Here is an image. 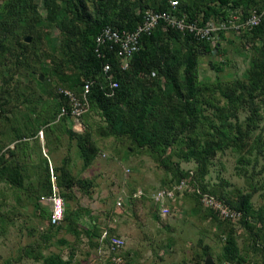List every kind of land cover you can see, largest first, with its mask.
<instances>
[{"label": "trees", "instance_id": "16d2710c", "mask_svg": "<svg viewBox=\"0 0 264 264\" xmlns=\"http://www.w3.org/2000/svg\"><path fill=\"white\" fill-rule=\"evenodd\" d=\"M40 1L45 13L40 10ZM211 1L214 0H178L174 14L185 16L187 21L197 19L206 23L210 17H225L228 8H239L243 17L254 8L261 13L258 25L242 32L245 42L255 50L252 65L246 80L237 79L232 86L219 81L212 87L197 79L199 55L224 53L219 40L212 45L194 33H183L160 23L150 33L140 36L141 47L131 56L125 69L121 68L116 44L113 48L110 43L97 44L96 37L103 27L110 25L120 31L134 30L142 21L145 10H165L169 0H150L144 4L141 0L130 3L127 0H3L0 3V181H8L11 186L21 189L24 197L20 198V205L38 207L39 199L51 193L48 164L42 156L37 136L39 125L52 121L56 123L55 129H63L80 141V133H90L83 121L86 113L79 119L83 124L80 131L74 130L76 121L73 118H58L60 109L68 107V100L57 89L62 86L80 94L83 79L91 78L94 82L88 93L89 108L99 112L110 133L127 141L126 149L149 153L165 168L164 176L168 180L160 188L189 181L200 191L208 192L242 212L241 223L250 234L246 246L250 255L246 257L237 245L233 224L229 220H220L218 214L208 208L203 219L211 222L208 221L209 227L214 228L218 240L223 241L221 251L214 254L205 244L201 254L188 264H203L207 256L216 258L217 264H246L256 252H261L260 264H264V200L255 208L252 192L237 190L234 198L226 193V184L207 187L203 181L219 150L229 145L248 148L250 133L257 128L252 104L256 97L264 105V0H218L217 4ZM54 29L58 34L52 32ZM223 33L220 32V37ZM27 37H30L29 42L25 41ZM107 62L111 64L112 79L118 82L109 94L111 89L103 72ZM221 69L222 64H219L217 70ZM152 72L154 75L150 76ZM46 97L53 102V111L43 105L45 111L41 107L42 113L36 112L37 102L46 103ZM33 98L37 101L35 108L28 105L25 111L20 109V105L30 104ZM222 98L226 99L224 104H221ZM238 100L247 102L253 114L243 122H229V117L237 118L234 110ZM208 107L212 108L211 114L207 113ZM15 111L20 117L16 119L14 115L12 120L9 114ZM4 121L5 124H1ZM6 124L9 130L4 133ZM30 138H37L31 150ZM51 139L47 135L44 142L48 152L59 148V141ZM10 143L14 144L11 149L7 148ZM175 145L179 158L196 162L193 169L183 170L179 163L171 161ZM5 150L8 153L5 154ZM258 152L261 150L257 149L255 158ZM33 153L37 154L36 164L30 161ZM81 153L86 169L98 150L92 144L85 145L81 147ZM68 154L55 169L59 172L61 188H71L80 179L72 175L71 155ZM29 176L33 179L26 183ZM184 195L196 202V209L201 207L196 193H184L182 198ZM0 214V219L4 218V213ZM249 219L255 220V224ZM201 242L199 239L198 245ZM33 258L36 261L43 259L45 264L71 262V258L63 260L60 255L43 257L40 251ZM252 263L258 264V260Z\"/></svg>", "mask_w": 264, "mask_h": 264}, {"label": "rangeland", "instance_id": "374dc122", "mask_svg": "<svg viewBox=\"0 0 264 264\" xmlns=\"http://www.w3.org/2000/svg\"><path fill=\"white\" fill-rule=\"evenodd\" d=\"M2 1L3 0H0V3ZM137 1L138 0H127L128 3L137 2ZM149 1L150 0H141L143 4ZM214 2H216L217 4L218 0L211 1V3ZM39 4H40L41 12L45 13V10L41 8V1L39 2ZM52 32H54V34H58L57 29L52 30ZM242 38L243 41L241 42L243 46L240 50L241 51L240 53L237 51V49L233 44L229 48L227 47V49H224L223 50L224 53L218 55H215L214 53L213 54L204 53L199 55L198 63H197V74H198L197 79L199 81H206V83L211 85L212 87H214L215 83L219 81L223 84H229L232 86L234 81L237 79L246 80V76H247L246 74L248 69L252 65L251 59L255 55V50L252 48L251 44L247 48L245 46L247 42H245L246 40L243 36ZM220 48H222L221 45ZM219 64H222L221 70H217V66ZM153 75L154 73L152 72L150 76ZM41 80H43V75ZM47 99H46V103L43 104L42 101L37 102L33 98L30 104L20 105L21 106L20 109L25 111L28 105L34 106L35 108L37 102V107L35 108L36 112L39 111V113H42L41 107H42V111H45L44 106H49L47 109H49L50 112H52L54 109V104L52 101L49 100V98ZM225 102L226 99L222 98L221 104H224ZM236 103L238 106L234 110V114L236 115L237 118L231 116L229 117V122H233L235 120L243 122L245 121V119H247L248 116L255 113V117L257 120L256 121L257 128L252 130V133H250V139H248L251 142L250 146L248 148L242 146L243 147L242 148L240 146L235 147L233 145H229L227 147H224L222 150H219L216 156L211 160L207 170L208 172L204 176L203 181L207 185V187L226 184V188H225L226 193H230L234 198L236 197L237 190H239L241 193L252 192L253 196L251 201L254 207L257 208L261 205V203L264 200V105L260 102L258 98L255 97L253 99V104H252V108H254L253 110L255 111H253L252 113L251 108H249L248 105L246 104L247 102L238 100ZM211 104L214 105L215 103L212 102ZM208 109L209 110L207 113L211 114L212 108L208 107ZM204 112L206 113V109L204 110ZM14 115L16 119L20 117L19 112L15 111L14 114H9L12 120L14 118ZM83 121H85V124L87 125V132L90 133H80L79 135L81 136L82 141L78 140L79 138L76 136L70 137L63 129L62 130H59L58 128L55 129L54 124L56 123H53L52 121H49L46 124L39 125L40 126L39 130L43 129L44 132L43 131L42 132L45 133V136L43 135L42 138H40L37 135L42 148L41 149L42 156L47 161L49 177H50V168L53 169L54 171L53 174L57 176V185L59 188H60L58 184L59 172H56L55 170L57 166L62 164L64 157L68 153H69L68 156H70L71 150H73V147H75L73 153V155L75 156L74 157L75 162L73 164L74 168H76L77 174L84 173V171L87 168L84 169L83 154L81 153L80 154L81 156L77 155L80 152L78 151V149L81 150V147L85 145L90 146L91 144L98 150V152H100V156L102 153H104V157H100L102 161L108 162L116 159L123 161V163L127 162L124 163L126 165L128 163L130 164L128 168H125V171H127L126 174L129 177L128 181L130 187L136 188L135 192L137 190H142L143 194L149 192V194L151 195L153 191L158 189L157 187L163 186V182L168 180V178L164 176L165 168L158 165L157 162L153 159V157L149 153H145L138 149L134 151H131L130 148L126 149L127 141L120 139L117 135L110 133L105 128V121L102 118V116L99 114V112H97V110L89 108L85 116L83 117ZM16 122L14 123L15 125ZM3 123L5 124V121L1 122V124ZM8 124L10 125V123ZM8 124H6L7 130L5 128L3 129L4 133H6L9 130ZM50 127H52L51 131L49 130ZM88 134L89 136H87ZM47 135L50 139L52 138L51 139L52 141H56V140L59 141V146H58L59 148L54 151L55 154L53 155H51L52 152H48L44 147V142ZM22 140H26V137H22ZM36 140L37 138H30V140L28 141L29 150H31L32 146H34L33 143ZM80 143L82 146H80ZM11 144L13 143H10L9 145ZM61 147H63L62 151L60 150ZM239 149H243V150H239ZM257 149H260L261 152H258V155L255 158ZM64 151H67V153H65ZM168 151L169 150H167V152ZM176 151H177V147L175 145V151L174 152L172 151L173 154L171 156V161L179 163L180 168H182L183 170L193 169L195 167L196 162L193 159L179 158L176 154ZM4 153L5 154L8 153L7 150H5ZM32 155L33 156L30 161L36 164L37 154L33 153ZM53 156L54 158L56 157L58 159L57 161H59L58 162L59 164L57 163L58 165L56 166L54 162L51 161L53 164L51 163L52 166L50 167V163L48 160H51L52 159L51 157ZM70 157L72 160V156ZM22 166L23 165H21V167ZM103 174L105 177L104 182L106 183V185H108L107 187L110 188L111 187L110 184H112L113 186V182L115 181V180L113 181L114 177H112L111 179L110 177L109 178L106 177L107 175H109V172L107 174L103 172ZM32 179L33 177L30 178L29 176V178L26 180V183H31ZM173 182L174 181H172L171 184ZM186 182H188V184H191L189 181ZM143 186H148V187L144 190L143 188L145 187ZM137 187H142V188H137ZM20 190L21 189L19 187H16L14 185L11 186L8 181H4V180L0 181V211L4 213V218L0 219V264H45L43 262V259L39 261H35L33 258L34 255H36L40 251L43 257H48L50 255L61 256L59 252L61 250L62 243L61 242L58 243V240L55 241V239L51 237V234L47 235L42 239L43 237L42 234L41 233L38 234L37 232V227L39 222L48 220L47 219L48 212L45 215L43 214L44 217L39 215L35 219H30L27 216L22 217V214H20L21 212H19V210L21 208L28 207V205L22 206V204L21 205L18 204L13 206L12 202L8 201L9 199H11L14 193L19 194L21 197L22 196L24 197V194H22ZM60 194H61V188H60ZM20 196H18V203L20 202V198H21ZM168 201L170 200L165 201V203H167ZM194 203L196 202L194 201ZM195 205L198 206L197 204ZM120 206H122V204ZM207 209L208 208L204 207L202 204L201 207H197L196 209L197 211L196 214L199 215L201 220L205 221L203 222L200 219L195 218L198 226L197 227L198 233H196L197 234L196 236L191 235L192 237L190 239L189 238L190 234L186 237V235L183 234V231L181 232L183 238L180 243V250H179L180 253L178 257H176V261H178L176 262L177 264L191 263L196 258V255L201 254L202 247L205 244L213 249L214 254L220 253L223 241L222 242L219 241L217 238V234H215L217 231L214 228L209 227L208 225L209 220L207 219L206 221V219H203V216L205 215L204 212L207 211ZM41 210L42 208L40 206V211L38 209V212L40 213ZM192 214L195 215L193 212ZM181 216L184 217L185 214ZM223 219L229 220L220 217V220ZM181 220L182 218H177L174 222L173 221L171 222L175 223L176 225L178 224V222H181ZM241 220L242 217L236 221L229 220V222L233 224V228L236 232L237 245L241 249L242 253H245L247 257L248 255H250V251L246 252L247 250L246 246L249 242L250 234L248 230L244 229ZM249 220L250 223L255 224V220L253 219H249ZM187 225L189 226L190 229L195 230V228L191 224H187ZM108 228L109 226L102 228V230L99 228L98 234L97 236H94L95 241L93 242V245L90 247V249L88 248L89 243L88 240L86 239L87 236L84 237L83 235L81 238V234H80L77 236V238L74 237L75 240L72 243H75L76 246L74 247V251L75 248L76 251L75 253H69L68 254L69 258L73 260L75 254L79 253L77 263L110 264L108 258L109 252L106 247V239L102 238L103 230L106 229L108 230ZM33 229L35 230V232L33 231L31 232V230ZM108 232L109 234L115 233V232L112 233L111 231ZM195 232L196 231H194L193 233ZM39 235H41L42 237H40ZM55 237L57 239H60V236L58 234ZM64 238L68 239L66 236ZM199 239L202 240L201 245H198ZM69 240H71V238H69ZM54 242H56V244ZM100 243H101L100 248L99 246L95 247ZM146 245L148 244L146 243ZM35 250H38L36 254H34ZM86 251H88L87 256H85ZM157 251H159V249H157ZM125 253H126V249H123V254ZM152 256L154 255L152 254ZM250 258L251 260L246 262V264H253L252 261L254 260L255 261L258 260V264H260L261 252H256L255 257L251 255ZM82 259H85L86 262L82 261ZM212 259L217 264L216 258L212 257Z\"/></svg>", "mask_w": 264, "mask_h": 264}, {"label": "crops", "instance_id": "0c3cea01", "mask_svg": "<svg viewBox=\"0 0 264 264\" xmlns=\"http://www.w3.org/2000/svg\"><path fill=\"white\" fill-rule=\"evenodd\" d=\"M241 41H243L242 35H236L231 31L224 32L223 37L221 36L219 38L222 50L234 44L239 53L243 46ZM245 46L248 48L250 45L246 43ZM74 148L70 153L72 156L70 170H72L71 172H73L75 178L79 177L80 179L79 183L73 185L71 188L60 187L65 202L63 220L57 225H52L49 221L51 211L47 196L51 193L39 199L38 207L29 205L19 210L22 217L27 216L30 219H35L39 215L44 217L43 214L45 215L48 212V220L40 221L38 224L37 232L38 234L41 233L43 237L41 235L39 236L43 239L51 234V237L55 241L58 240V243L61 242V250L59 253L62 259L66 260L69 258V253H75L76 251V248L74 251L76 245L72 243L75 240L74 237L77 238L80 234L81 238L83 235L84 237L87 236L88 248L90 249L95 241L94 236L98 234L99 228L102 230V228L109 226V228L113 229L112 232H115L114 234L124 238V249H126L124 256L128 264H174L178 262L176 261V257L180 253V243L183 238L181 232L183 231L186 237L190 234V239L192 237L191 235L196 236V233H198L195 218L200 219V217L196 214L197 211L194 203L191 201V197L184 195L185 198H182V196L177 195L175 200H170L163 205L169 208V212L162 213L160 205L154 203L149 192L143 195H135L136 188L130 187L129 177L126 174L127 171H125V168L129 167V163L126 165L124 163L127 162L123 163V161L116 159L104 162L100 159V157H104V153L100 156V152H98L84 173L77 174L76 168L73 165L75 162V156L73 155ZM60 150L62 151L63 147ZM78 151L80 152L77 155H80L81 150L78 149ZM64 152L67 153V151ZM53 154L55 152L51 153V155ZM51 158L50 162H54L57 166L59 164L58 159L56 157L54 158V156ZM102 171L106 174L109 172V175L106 177H110V179L114 177L113 181H115L113 182V186L110 184V188L104 182L105 177ZM143 187H145L143 188L145 190L148 186ZM18 196L20 195L14 193L8 201L12 202L13 206L18 205L20 203H18ZM117 200L122 201V206L116 205ZM40 206L42 213L38 212V209L40 211ZM183 214H185L184 217L181 216ZM177 218H182V220L175 225L171 221L174 222ZM187 224H191L195 230L190 229ZM32 231L35 232L34 229ZM194 231L196 232L193 233ZM57 234L60 236V239L55 237ZM65 236L68 239H65ZM54 243L56 244V242ZM98 246L100 248L101 243L95 247ZM37 251L35 250L34 254ZM87 255L88 251L85 252V256ZM78 257L79 253L75 254L70 264H80L77 263ZM82 261L86 262L85 259H82Z\"/></svg>", "mask_w": 264, "mask_h": 264}, {"label": "built area", "instance_id": "2783aa9c", "mask_svg": "<svg viewBox=\"0 0 264 264\" xmlns=\"http://www.w3.org/2000/svg\"><path fill=\"white\" fill-rule=\"evenodd\" d=\"M178 0H169L168 7L162 11H155L147 9L143 13L142 21L137 25L134 30L120 31L107 25L102 28L101 32L96 37L97 44L110 43V48H113V44H116L115 51L121 57V68L125 69L128 66V62L131 56L139 50L140 36L142 34H148L155 29L160 23L168 25L178 29L183 33H194L199 38L214 44L216 40L220 38V32L231 31L236 35H242L245 28H251L258 25L260 22L261 13L252 9L246 17L242 16V11L239 8H228L225 17L221 15L218 18L210 17L206 23H202L194 19L188 20L185 16L178 17L174 14V10L178 7ZM201 22V24H200ZM111 64L109 62L103 65V72L106 79L109 82V88L112 90L117 87L118 82L112 79V74L109 73ZM94 80L91 78L83 79L82 92L80 94L74 93L72 90L58 86V92L62 94L68 100V107L63 106L60 109L58 118L62 116H69L76 122L73 124L74 130L80 131L83 128V124L79 119L89 109L88 93ZM38 136L43 137L42 130H39ZM14 144L8 146L13 148ZM50 167L52 166L50 160ZM54 171L50 168V187L51 194L47 196V200L50 202V223L53 225L59 224L64 218V198L60 194V188L57 185V176L53 174ZM196 193L199 197L201 204L215 211L219 217L226 218L232 221H236L242 217V212L237 210L222 200L218 199L214 195L208 192L200 191L196 185L188 184V182L182 180L178 184L171 185L170 188H158L151 193L152 200L157 205H160L162 213L169 212V208L163 206L167 200H175L177 195L182 196L184 193ZM142 190H137L135 195H142ZM121 200L116 201V205L120 206ZM102 238L106 239V247L108 249L110 264H128L123 249L125 247V240L123 237L116 234H109L108 230H103ZM225 264H231L226 262Z\"/></svg>", "mask_w": 264, "mask_h": 264}, {"label": "water", "instance_id": "95a60500", "mask_svg": "<svg viewBox=\"0 0 264 264\" xmlns=\"http://www.w3.org/2000/svg\"><path fill=\"white\" fill-rule=\"evenodd\" d=\"M25 41H28V42H29V41H30V37H27V38L25 39ZM40 79H42V75L40 76ZM203 264H216V263H214L212 257L207 256V257L204 259Z\"/></svg>", "mask_w": 264, "mask_h": 264}]
</instances>
